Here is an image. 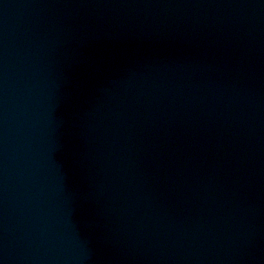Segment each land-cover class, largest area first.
Segmentation results:
<instances>
[{"label":"water","instance_id":"1","mask_svg":"<svg viewBox=\"0 0 264 264\" xmlns=\"http://www.w3.org/2000/svg\"><path fill=\"white\" fill-rule=\"evenodd\" d=\"M0 264H264V0H0Z\"/></svg>","mask_w":264,"mask_h":264}]
</instances>
